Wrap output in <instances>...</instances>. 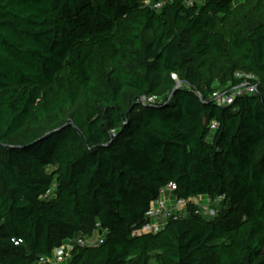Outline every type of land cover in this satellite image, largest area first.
<instances>
[{"label": "trees", "instance_id": "16d2710c", "mask_svg": "<svg viewBox=\"0 0 264 264\" xmlns=\"http://www.w3.org/2000/svg\"><path fill=\"white\" fill-rule=\"evenodd\" d=\"M169 183L218 212L138 233ZM97 224L64 264H264V0H0V264Z\"/></svg>", "mask_w": 264, "mask_h": 264}, {"label": "built area", "instance_id": "2783aa9c", "mask_svg": "<svg viewBox=\"0 0 264 264\" xmlns=\"http://www.w3.org/2000/svg\"><path fill=\"white\" fill-rule=\"evenodd\" d=\"M239 77L243 75L237 74ZM174 77H176L174 75ZM246 79L243 83L235 86L232 91L221 93L216 91L214 93V98L221 105H232L237 96L243 95L245 92L254 93L258 92V83L251 81L250 79H257L253 74L245 75ZM151 97L150 100H153ZM216 127V124L211 126ZM177 188L175 183H169V185L160 190V197L153 202L150 209L146 212L149 222L145 223L138 231V233H153L160 230L163 224L173 215H184L186 207L189 203H192L196 207L197 213H205L207 215H214L215 211L212 210L209 204L203 203L198 197H191L189 199H176L168 198V194L173 192ZM107 228H101L100 224L96 225L92 235H87L80 237L78 239H70L64 245L54 248L52 256H43L40 258L39 264H64L66 263L72 255L75 246H94L99 245L104 242V238Z\"/></svg>", "mask_w": 264, "mask_h": 264}, {"label": "rangeland", "instance_id": "374dc122", "mask_svg": "<svg viewBox=\"0 0 264 264\" xmlns=\"http://www.w3.org/2000/svg\"><path fill=\"white\" fill-rule=\"evenodd\" d=\"M171 197H172L171 195L168 196V198H171ZM174 200H176V197H174ZM220 205H221V199H219V200H217V201H215V202L213 203V209H214L216 212H218L217 210H218V208L220 207Z\"/></svg>", "mask_w": 264, "mask_h": 264}]
</instances>
